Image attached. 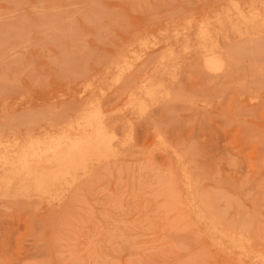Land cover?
I'll return each mask as SVG.
<instances>
[{
  "label": "rangeland",
  "instance_id": "obj_1",
  "mask_svg": "<svg viewBox=\"0 0 264 264\" xmlns=\"http://www.w3.org/2000/svg\"><path fill=\"white\" fill-rule=\"evenodd\" d=\"M263 5L0 0V143L94 108L119 139L61 200L0 190V264H264ZM202 32L224 71L203 65Z\"/></svg>",
  "mask_w": 264,
  "mask_h": 264
},
{
  "label": "bare ground",
  "instance_id": "obj_2",
  "mask_svg": "<svg viewBox=\"0 0 264 264\" xmlns=\"http://www.w3.org/2000/svg\"><path fill=\"white\" fill-rule=\"evenodd\" d=\"M233 9L239 8L235 5ZM225 20L232 24L230 14H227ZM253 20L248 26L264 28L257 15ZM200 42L198 50L202 53L206 69L211 72L224 71L229 66V53L221 51L218 41L207 32H202ZM163 87L161 81L150 86L143 85V97L154 99L156 92ZM162 92L168 96L166 90ZM134 101L140 112L147 109L143 101ZM118 140L115 127H111L104 114L94 108L45 142L28 139L23 144L5 146L0 143V190H15L20 195L61 200L76 184L80 175H90L94 165L117 157ZM200 219H203L202 215Z\"/></svg>",
  "mask_w": 264,
  "mask_h": 264
}]
</instances>
